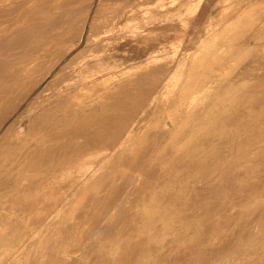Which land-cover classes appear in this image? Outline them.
Wrapping results in <instances>:
<instances>
[{"label": "rangeland", "instance_id": "obj_1", "mask_svg": "<svg viewBox=\"0 0 264 264\" xmlns=\"http://www.w3.org/2000/svg\"><path fill=\"white\" fill-rule=\"evenodd\" d=\"M99 1L95 0L94 6ZM130 1L102 0V9L97 15L99 19H95L91 29L94 51L75 73H92L93 81L77 93L64 96L61 110L60 104L56 107L54 112L61 111L62 120L58 124L59 135L48 140L53 144L47 141L38 156L25 169L20 168L23 171H11L1 164L8 161L13 153H7L3 143H0V235L4 232L0 237V247L5 246L1 247L2 251L0 249V264H264V0H244L245 3L243 0H202L200 6L207 4L212 11L205 19L208 25L204 27L194 22L197 9L190 4L193 0ZM80 2L85 5V1L78 0L77 7L73 6L72 10H79L80 14L77 12L76 15L73 11L72 16L71 10L68 30L73 31L74 15L79 18L84 14L81 9L85 6ZM2 10L0 19L11 16L9 9ZM190 11L193 13L190 14ZM188 13L191 18L186 16ZM66 30L53 54L58 47L64 51L78 39L79 36L71 37V41L69 37L73 32ZM88 32L89 27H86L78 46H83ZM71 53L67 56L70 57ZM167 61L172 62L173 67L139 115V119L144 118L143 124L138 125L139 121L129 124L130 119L126 120V117L134 112L135 105H140L156 80V73H159L155 70L156 66ZM62 66L31 97L44 88ZM36 73L40 74L41 69L25 80L32 82L31 77ZM132 81H135L134 84ZM17 90L15 95L20 93ZM206 90L213 94L207 102L193 101ZM81 96L82 99L79 98ZM28 101L3 124L21 113ZM7 103L3 105L5 109L0 107V116L10 112L11 106ZM1 110L6 113L3 115ZM44 120L49 121L50 117L46 116ZM127 121L129 123H125ZM29 122V117L25 115L22 124L27 127ZM153 128L157 131L154 132ZM145 130L147 135L144 138ZM115 131H119V135L114 134ZM86 137L94 139L92 147ZM137 139L139 143L136 144ZM64 140L69 143L67 147ZM148 142L151 143L148 145ZM58 143L62 144L60 153ZM94 147L101 150L92 153ZM45 148L50 150L45 152ZM110 156H113V164L117 166L113 181L108 183L107 174L103 171ZM64 162L69 168L64 166ZM62 167L65 168L60 170ZM135 173H140V180L134 179ZM18 179L23 182L18 183ZM109 195L115 201H110ZM216 200L218 206L214 204ZM220 200L226 203L221 204ZM190 211L191 215L187 214ZM166 234L170 235L166 237ZM213 235L215 240L211 238ZM181 247H184L183 251ZM74 257L76 259L71 261ZM204 257L208 262L204 261Z\"/></svg>", "mask_w": 264, "mask_h": 264}, {"label": "bare ground", "instance_id": "obj_2", "mask_svg": "<svg viewBox=\"0 0 264 264\" xmlns=\"http://www.w3.org/2000/svg\"><path fill=\"white\" fill-rule=\"evenodd\" d=\"M78 0H0V4H1V10H0V13L2 14L3 10L2 9H9V11L11 12V16L9 18H7V16H4L3 18L0 19V107H2L1 109H5L3 108V105L8 101L9 103L7 104H10L11 106V110L10 112L7 114L6 111L3 112L1 110V112H3L2 114L4 115L6 113V116L4 115V117L1 115V117H3L4 119H2L0 122V131L3 130V132L1 133L0 135V143L2 142L3 143V147H5L6 149V152L7 153H13V156L8 160V161H4L3 164H1L2 166L5 165V167H3L4 169L6 168L7 170H11V171H14L16 169H20L22 167H25L31 163V161L34 159V157H36V155L38 156V153L43 150L44 146H45V143L50 140V138H52L53 136H56L59 135L60 131H59V127H58V124H60L59 122L62 120V115L60 114L61 111L58 112V110L56 112H54L56 110V107L59 106V104L63 101V97L65 96H71L72 94L71 93H74L76 92L77 90L79 89H83L84 87L86 88V86L88 87V85L91 84V82L93 81L92 80V73H87V74H84V75H77L75 74L76 71H77V67L80 66L89 56L90 54L92 53L93 50V44H92V36H93V33L91 31V29L93 28V24H94V21H96L95 19L98 18L97 15H98V12L101 11L100 9H102V5H103V2L102 0L99 1L95 6H94V2L95 0H88V2L86 3V0H81V1H85V5H84V2L83 4H80L81 5H84L85 8L81 9V10H84V14L81 15L79 18L77 15V12H78V15L80 14V11H76V15H74L75 17V21L73 20V25L74 27L72 28L73 31L71 30H68L67 27H69L67 24L70 25V21H68L69 19V16L70 15V12L71 10L73 9V6L75 7L76 3H77ZM130 1V0H129ZM133 1V0H132ZM201 1L202 0H193L192 2H190L191 5H193L194 7H196V9L198 10L199 9V6L201 4ZM244 1V0H243ZM241 1V2H243ZM107 2V1H105ZM121 2V1H120ZM125 2V1H123ZM128 2V1H127ZM131 3V1H130ZM245 3V1H244ZM79 4V3H78ZM79 4V5H80ZM121 4V3H120ZM134 4V3H133ZM139 4V3H138ZM144 4V3H143ZM147 4V3H146ZM240 4V3H239ZM80 5V6H81ZM93 6H94V12H92L91 14V11L93 9ZM128 6V4H127ZM235 5H233L232 7H234ZM77 7V6H76ZM122 7V5H121ZM124 7V6H123ZM228 7V6H227ZM236 7V6H235ZM238 7V6H237ZM82 8V6H81ZM104 8V7H103ZM108 8V6H107ZM119 8V7H118ZM233 9V8H232ZM106 10V9H105ZM196 10V12H197ZM73 11L72 10V16H73ZM74 11V12H75ZM109 11V10H108ZM119 11V10H118ZM195 11V10H194ZM191 12L193 13V11H190V14ZM234 12V11H233ZM237 12V11H236ZM235 13V12H234ZM10 14V13H9ZM107 14V13H106ZM6 15V14H5ZM109 15V14H108ZM113 15V14H112ZM233 15V13H232ZM186 16L188 18H191V16L189 17V13L188 15L186 14ZM195 16V15H194ZM6 17V18H5ZM77 17V19H76ZM105 17V16H104ZM110 17H111V13H110ZM228 17V16H227ZM71 18V17H70ZM108 18V16H107ZM185 18V17H183ZM193 18V17H192ZM99 19V18H98ZM187 18H185L186 20ZM229 19V18H228ZM104 20V19H103ZM101 19V21H103ZM189 20V19H188ZM226 20V19H225ZM100 21V22H101ZM75 22V23H74ZM99 22V21H98ZM99 22V23H100ZM186 22V21H185ZM183 22V23H185ZM96 23V22H95ZM104 23H105V20H104ZM109 23V21H108ZM107 23V24H108ZM187 24V23H186ZM72 25V26H73ZM71 26V27H72ZM96 26V25H95ZM86 27H89V32L87 33L86 35V39H85V43L83 44L82 47L78 46L83 38V34L85 32V29ZM99 27V26H98ZM102 27V26H101ZM99 27V28H101ZM95 28V27H94ZM68 30L73 32L72 34L70 33V37L69 38H76L77 36L78 39L74 41V43L71 44L70 46V43H69V48L67 47L66 49H64V51L62 50H59V47L58 49L56 50L57 51H60L59 53L60 54H57L56 55V52L53 54L52 52L55 50L54 48H57V45L59 43V41L62 39V36H63V33L65 32V30ZM102 29V28H101ZM217 29V28H216ZM66 30V31H67ZM73 35V36H72ZM185 37V36H184ZM72 38H71V41H72ZM67 40V38H66ZM62 42V41H60ZM96 47V46H95ZM98 47V46H97ZM61 49V48H60ZM62 51V53H61ZM72 52V53H71ZM69 53H71L70 57L67 56ZM53 54V56H52ZM65 58V63H63V59ZM63 66L57 71V73L55 74V76L52 78V80L49 81V83H47V85L42 88L41 90H39L33 97H31L32 93L37 90L39 88V86H41L42 84H44L47 79L53 75V72L55 70H57V68L62 65ZM152 67V66H151ZM173 67V63H169L168 61L165 63V62H162L160 64H158L155 68L156 71H159V73L157 74L156 73V80L154 82L153 85H150V91L149 93L145 96V98L141 101L140 105H135L134 107V112L129 114L130 117H126V120L127 119H130V123L127 121L125 123H129V124H133L135 123L136 121H139L138 122V125H142L143 122H144V118H140L139 119V115L142 113L143 109L145 108L146 104H147V101L153 97L154 95V92L155 90L157 91V88L160 87V85L162 84V82L164 81L166 75L170 72V70L172 69ZM41 69V73H36L37 75V78L35 76H32L31 78L33 79L32 82L25 80L26 77L29 78V76H31L32 74H35V72L38 70ZM132 72V71H131ZM39 74V75H38ZM142 74V73H141ZM30 79V80H32ZM95 79V78H94ZM167 79V78H166ZM244 80V79H243ZM27 81V82H26ZM137 81V80H135ZM134 81V82H135ZM146 81V80H145ZM133 82V81H132ZM133 82V84H134ZM142 82V81H141ZM146 84V83H145ZM257 84H258V81H257ZM144 85V83H143ZM262 85V84H261ZM151 86H153L151 88ZM19 87H22L21 88V91L19 89ZM104 87V86H103ZM19 90H17V89ZM261 88V87H260ZM22 89H23V92H22ZM88 89V88H87ZM90 89V88H89ZM16 90L18 92H22L21 95L20 93L19 94H16L15 95V92ZM261 90V89H260ZM259 90V91H260ZM82 91V90H81ZM96 91V90H95ZM78 92V91H77ZM76 92V93H77ZM264 92V91H263ZM17 93V92H16ZM143 93V92H142ZM146 93V92H144ZM209 93V94H208ZM13 94V95H12ZM135 94V93H134ZM134 94H133V97H134ZM208 94V95H207ZM19 95V97H18ZM109 95V94H108ZM128 95V93H127ZM145 95V94H144ZM253 95V94H252ZM74 96V95H73ZM143 96V94H142ZM209 96H213V94L211 95L210 94V91L206 90L204 92L201 93L200 96H197L193 99L194 100H201V101H205L207 102V100L209 99ZM255 96V95H254ZM210 97V98H211ZM72 98V97H71ZM80 99H82V96L79 97ZM125 99V97H123ZM143 98V97H142ZM155 98V97H154ZM123 99V100H124ZM175 99V98H174ZM28 101L26 107H24V110L19 113L17 116H15L12 121H9L8 123H6L5 125L3 124L4 121L10 117L11 115L15 114L19 108L24 104L25 101ZM67 100V99H66ZM69 100V98H68ZM75 100V99H74ZM157 101V100H156ZM264 101V100H263ZM65 102V101H64ZM156 103V102H155ZM123 104V103H122ZM121 104V105H122ZM126 104V102H125ZM255 104V103H254ZM72 105V104H71ZM134 105V104H133ZM248 105V104H247ZM260 105V104H259ZM6 108L8 105H5ZM61 106L63 107V105L60 104L59 106V109L61 110ZM256 106V105H255ZM252 107V106H251ZM8 108H10L8 106ZM58 108V107H57ZM170 108V107H169ZM168 108V110H169ZM63 109V108H62ZM65 109V108H64ZM167 110V111H168ZM66 111V110H65ZM72 113H73V110H72ZM27 115L30 119V122L28 124L27 127H25L23 124H22V118ZM238 115V114H237ZM242 115V113H241ZM49 119L50 117V120L49 121H45L43 122V118L46 117ZM236 116V114H235ZM234 116V117H235ZM253 116V115H252ZM65 117V115H64ZM117 118V117H116ZM232 118V117H231ZM239 118V116H238ZM125 119V118H124ZM124 119H122L124 121ZM163 119V118H162ZM97 120V119H95ZM119 120H120V115H119ZM150 120H153V118H150ZM214 120V119H213ZM117 122V120H115ZM161 121V120H160ZM216 120H214L215 122ZM218 121V119H217ZM43 122V123H41ZM98 122V121H97ZM95 123V122H94ZM110 123V122H109ZM242 123H244L242 121ZM115 124V122L113 123ZM112 124V126H113ZM122 124V123H121ZM202 123H200L201 125ZM228 124V123H227ZM101 124H99V127H100ZM103 125V124H102ZM117 125V124H116ZM127 125V124H126ZM125 125V126H126ZM63 126V125H62ZM93 126V125H92ZM104 126H105V123H104ZM102 126V127H104ZM118 126V125H117ZM152 126V125H151ZM170 126V125H169ZM168 126V128H169ZM214 126V125H213ZM239 126V125H238ZM64 127V126H63ZM101 127V128H102ZM111 127V126H110ZM212 127V126H211ZM115 128V126H114ZM127 128V127H126ZM60 129H62V127H60ZM121 129V128H120ZM154 129V132H155V128ZM214 129V128H213ZM91 130V129H90ZM95 130V128H94ZM100 130V129H99ZM109 130V129H108ZM107 130V131H108ZM116 130V129H115ZM169 130V129H168ZM89 130L87 129V132ZM124 132V129L122 130ZM157 131V130H156ZM63 132V131H62ZM90 132V131H89ZM100 133L103 134L102 131H99ZM109 132V131H108ZM119 132V131H118ZM117 131L114 132V134L116 135H119L117 134L118 133ZM110 133V132H109ZM120 133V132H119ZM213 133V132H212ZM227 133V132H226ZM21 134H23L24 136H21ZM63 134V133H62ZM65 134V133H64ZM84 134V133H83ZM82 134V135H83ZM111 134V133H110ZM113 134V132H112ZM122 134V133H121ZM120 134V136H121ZM152 134L154 135V133L152 132ZM225 134V133H223ZM228 134V133H227ZM79 135V134H78ZM88 136V134H86ZM92 135V134H91ZM95 135H96V132H95ZM99 135V133H98ZM145 135V136H144ZM147 135V131L145 130V132L143 133V136L144 138L146 137ZM215 135V134H214ZM74 136V135H73ZM85 136V134H84ZM108 136V135H107ZM106 136V137H107ZM149 136V135H148ZM227 136V135H226ZM225 136V138H226ZM78 136L74 137L75 139L77 138ZM101 137V135H100ZM109 137V136H108ZM111 137V136H110ZM119 136H117L118 138ZM150 137V136H149ZM53 138V140L55 139ZM83 138V137H82ZM90 140V143L92 142V139L94 138L95 139V136H93V138H89V137H86ZM105 137H103L104 139ZM116 138V139H117ZM148 138V137H147ZM73 139V137L71 138V140ZM74 139V140H75ZM79 139V138H78ZM77 139V142H79V140ZM93 139V140H94ZM113 139V137H112ZM111 139V140H112ZM210 139V138H208ZM224 139V137H223ZM52 140V139H51ZM50 140V141H51ZM62 140V138L60 139V141ZM68 140V139H67ZM82 140V139H81ZM86 140V139H85ZM84 140V141H85ZM88 140V141H89ZM98 141H100L99 139H97ZM102 140V139H101ZM109 140V139H108ZM110 140V141H111ZM139 139L136 140V144L139 143L138 141ZM147 140V139H146ZM227 140V139H226ZM50 141H48L49 144H53V142L51 143ZM66 140H64L65 142ZM76 141V140H75ZM104 141V140H103ZM102 141V142H103ZM113 141L115 142V139H113ZM117 141V140H116ZM144 140H142V143H143ZM58 142H59V139H58ZM73 142V141H72ZM82 142V141H81ZM147 142V141H146ZM61 143V142H60ZM63 143V141H62ZM83 143V142H82ZM82 143H80L82 145ZM89 143V145H90ZM100 143V142H98ZM106 143V142H105ZM112 143V141H111ZM151 143V142H150ZM148 142V145L150 144ZM210 143V142H209ZM224 143V142H223ZM48 144V145H49ZM64 144V143H63ZM67 144L68 141H66V147L68 146ZM75 144V143H74ZM79 144V145H80ZM108 143H106L107 145ZM204 144V142H203ZM208 144V143H207ZM56 145H59L58 146V151L60 153V145L59 143L56 144ZM81 145L79 147H81ZM86 145V143H85ZM103 145V144H102ZM104 145V146H106ZM51 145H49L50 147ZM72 146H73V143H72ZM75 146V145H74ZM84 146V145H83ZM82 146V147H83ZM87 146H88V143H87ZM96 146V145H95ZM143 146V144H142ZM145 146V145H144ZM263 146V145H262ZM48 147V148H49ZM56 147V146H55ZM65 147V146H64ZM65 147V148H66ZM70 147V145H69ZM92 147V143H91V146ZM109 147H110V142H109ZM148 147V146H147ZM147 147H141V148H147ZM208 147V146H207ZM52 148V147H51ZM63 148V147H62ZM61 148V150H62ZM64 148V149H65ZM95 149L92 151V153L94 152H97L99 150H101L100 148L98 147H94ZM132 148V147H131ZM206 148V146H205ZM56 149V148H55ZM83 149V148H82ZM50 150V149H48ZM47 150V151H48ZM66 150V149H65ZM65 150L63 153H65ZM78 150V149H76ZM80 150V149H79ZM139 150V148H138ZM259 150V149H258ZM46 151V148H45V152ZM57 151V152H58ZM74 151V150H73ZM84 151V150H83ZM168 151V150H167ZM50 152V151H49ZM140 152V151H138ZM145 152V150H144ZM198 152V150H197ZM200 152V150H199ZM72 153V152H71ZM80 153V152H79ZM142 153V151H141ZM263 153V152H262ZM51 154H52V151H51ZM49 154V155H51ZM82 154V153H81ZM144 154V153H143ZM73 155V153H72ZM77 155V154H76ZM103 155V154H102ZM101 155V156H102ZM193 155V154H192ZM81 156V155H79ZM99 156V159L100 157ZM137 156V155H136ZM246 156V155H245ZM46 157V156H45ZM72 157V156H71ZM122 156H120L121 158ZM255 157V156H254ZM260 157V156H259ZM47 158V157H46ZM52 158V157H51ZM57 158V157H56ZM76 158V157H75ZM113 156H110V158L107 160V163H105L104 165H107V168H104V171L103 173H106V180L109 182H112L115 175L114 174V170H116V166L115 164H113L114 162V159H112ZM141 158H142V155H141ZM168 158V157H167ZM264 158V157H263ZM55 159V158H54ZM94 159V158H93ZM138 159V158H137ZM47 160V159H46ZM89 161V160H88ZM98 161V157L96 158L95 162ZM244 161V160H243ZM249 161V159H248ZM247 161V162H248ZM1 162V161H0ZM135 162H139V161H135ZM42 163V162H41ZM62 163V162H61ZM66 163H69L67 162L66 160ZM65 162L63 163L64 166L66 164ZM76 164V161L74 162ZM81 163V162H80ZM91 163H93V160L91 161ZM241 163V162H240ZM71 164V163H70ZM74 164V165H75ZM136 163H134L135 165ZM36 165H37V162H36ZM73 165V164H72ZM78 165V164H76ZM75 165V166H76ZM137 165H139L137 163ZM136 165V166H137ZM141 165V163H140ZM42 166V165H41ZM68 167V164L66 165ZM65 166V167H66ZM154 166V164H153ZM37 167V166H36ZM65 167H62L60 170H63V168ZM144 167H145V163H144ZM69 168V167H68ZM155 168V167H154ZM153 168V169H154ZM254 168V167H253ZM30 169V168H29ZM136 169V167H135ZM192 169V167H191ZM21 170V169H20ZM68 170V169H67ZM65 170V172L67 171ZM123 170V169H122ZM23 171V170H21ZM193 171H194V167H193ZM241 171V170H240ZM18 172V171H17ZM131 172V171H130ZM227 172V171H226ZM142 173V172H141ZM256 173V172H255ZM11 174V172H10ZM16 174V173H15ZM111 174V175H110ZM121 174V171L119 173V175ZM154 174V173H153ZM156 174V173H155ZM191 174V173H190ZM194 174V173H193ZM60 175V174H59ZM62 175V173H61ZM130 175V174H128ZM133 175V174H132ZM183 175V174H182ZM226 175V173H225ZM246 175V174H245ZM121 176V175H120ZM134 179H139V176H140V173H135L134 175ZM136 176V177H135ZM144 176V174H143ZM152 176V175H151ZM162 178L164 177L163 175H161ZM194 176V175H192ZM231 176V175H230ZM233 176V175H232ZM236 176V175H235ZM260 176V174H259ZM63 177V176H61ZM174 177H175V174H174ZM3 178V177H2ZM5 178V177H4ZM33 178V177H32ZM119 178V176L117 177ZM235 178V177H234ZM1 179V178H0ZM10 179V178H9ZM128 179V178H127ZM141 179H144V177L142 178L141 176ZM171 179V177H170ZM230 179V178H228ZM244 179V177L242 178ZM255 179V178H254ZM257 179V178H256ZM264 179V178H263ZM8 180V178H7ZM11 182L13 181L12 179H10ZM36 180V179H35ZM140 180V179H139ZM146 180V179H144ZM165 180V179H163ZM178 180V179H177ZM192 180V179H191ZM18 183H21L23 182L22 180L18 179L17 180ZM125 181V180H124ZM171 181V180H169ZM245 180H243L244 182ZM10 182V183H11ZM26 182V180H25ZM31 182V181H30ZM143 182V181H142ZM147 182V181H146ZM211 182V181H210ZM218 182V180H217ZM263 182V181H262ZM6 183V181H5ZM9 183V182H8ZM172 183V181H171ZM173 183H174V178H173ZM178 185L180 186L179 184V181L177 182ZM256 183V182H255ZM253 183V184H255ZM2 185V183H0ZM4 184V182H3ZM158 184V183H157ZM155 184V186L157 185ZM230 184V183H229ZM252 184V183H251ZM258 184V183H257ZM195 185H196V182H195ZM207 185V184H206ZM219 185V184H218ZM232 185V184H231ZM67 186V185H66ZM73 186V184H72ZM177 186V185H176ZM183 188H184V185H182ZM202 186V185H201ZM239 186V185H238ZM244 186H247V185H244ZM122 188V186H119ZM166 187V186H165ZM169 187V185H168ZM193 187V186H192ZM197 187V186H196ZM199 187V185H198ZM197 187V188H198ZM207 187V186H206ZM211 187V185H210ZM216 187V186H215ZM222 187V186H221ZM6 188V187H5ZM145 188V187H144ZM194 188V187H193ZM203 188V187H202ZM208 188V187H207ZM219 188V187H218ZM226 188V187H225ZM242 188V187H241ZM251 188V187H249ZM4 189V188H3ZM120 189V188H119ZM146 189V188H145ZM148 189V188H147ZM146 189V190H147ZM155 189V188H154ZM187 189V187L185 188ZM195 189V188H194ZM199 189V188H198ZM212 189V188H211ZM220 189V188H219ZM223 189V187H222ZM243 189H246L245 187H243ZM258 189V188H257ZM113 190V189H112ZM118 190V189H117ZM124 190V189H123ZM169 190V189H168ZM172 190V189H171ZM197 190V189H196ZM248 191V189H246ZM66 191V190H65ZM119 191V190H118ZM156 191V190H155ZM202 191V190H201ZM200 191V193H201ZM205 191V190H204ZM226 191V189H225ZM235 191V190H233ZM239 191V189H238ZM253 191V190H252ZM255 191V190H254ZM259 191V190H258ZM69 192V191H68ZM154 192V191H153ZM160 192V191H158ZM175 192V191H174ZM162 193V192H161ZM169 193V192H168ZM199 193V191H198ZM209 193V192H208ZM214 193V192H213ZM218 193V190L217 192ZM214 193V194H216ZM60 194V193H59ZM102 194V193H101ZM121 194H123L121 192ZM155 194V193H154ZM173 194V193H172ZM177 194V193H176ZM248 194V193H247ZM125 195V194H124ZM163 195V193H162ZM202 195V194H201ZM209 195V194H208ZM213 195V194H212ZM235 195V194H234ZM249 195V194H248ZM110 196V195H109ZM108 196V197H109ZM114 196V194H113ZM168 196V195H167ZM171 196V194H170ZM181 196V195H180ZM179 196V197H180ZM195 196V195H194ZM211 196V195H209ZM223 196L225 197V195L223 194ZM236 196V195H235ZM234 196V197H235ZM243 196V195H242ZM246 196V195H245ZM48 197V196H47ZM53 197V196H52ZM90 197V196H89ZM106 197V196H105ZM158 198V196H156ZM206 197V195H205ZM214 197V195H213ZM216 197H217V194H216ZM219 197V196H218ZM237 197V196H236ZM263 197V196H262ZM87 198V197H86ZM85 198V199H86ZM166 198V196H165ZM187 198V197H186ZM204 198V196H203ZM244 198V197H243ZM49 199V198H48ZM110 199H111V196H110ZM109 199V200H110ZM114 200V198H112ZM112 199L110 201H112ZM154 200V198H152ZM184 199V198H183ZM207 199V197H206ZM215 199V197H214ZM224 199V198H223ZM222 199V200H223ZM252 199V198H251ZM254 199V197H253ZM60 200V199H59ZM161 200V199H160ZM165 200V199H164ZM174 200V199H173ZM172 200V201H173ZM260 200V199H259ZM86 201V200H85ZM115 201V200H114ZM118 201V200H116ZM132 201V200H131ZM201 201V200H200ZM219 201V200H218ZM57 203V201H55ZM109 201L107 200V203ZM133 202V201H132ZM161 201H159L160 203ZM192 202V201H191ZM207 202V201H206ZM217 205V200L215 201ZM221 202V200H220ZM17 203V202H16ZM88 203V202H87ZM126 203V202H125ZM124 203V204H125ZM152 203V202H151ZM157 203V202H156ZM213 204V201L211 202ZM222 203H226V201L224 202H221ZM237 203H239L237 201ZM54 204V203H53ZM123 204V205H124ZM162 204V203H161ZM181 204V203H180ZM190 204V203H189ZM192 204V203H191ZM208 204H209V201H208ZM207 204V205H208ZM261 204V203H260ZM127 205V204H126ZM132 205V204H131ZM159 205V204H158ZM167 205V204H166ZM204 205V204H203ZM203 205H202V208H203ZM211 205V204H210ZM215 205V206H216ZM219 205V203H218ZM217 205V206H218ZM225 205V204H224ZM13 206V205H12ZM100 206V205H99ZM134 206V205H133ZM165 206V205H164ZM163 206V207H164ZM180 206V205H179ZM206 206V205H205ZM233 206V204L231 205ZM263 206V205H262ZM111 207V206H110ZM124 208V206H122ZM126 207V206H125ZM135 207V206H134ZM207 207V206H206ZM210 207V206H209ZM240 207V206H239ZM252 207V206H250ZM258 207V205H257ZM260 207V206H259ZM100 208V207H99ZM130 208V207H129ZM146 208V207H144ZM191 208V207H190ZM201 208V209H202ZM212 208V206H211ZM214 208V207H213ZM216 208V207H215ZM229 208V207H228ZM246 208V207H245ZM262 208V207H261ZM27 209V208H26ZM37 209V208H36ZM106 209V207H105ZM177 209V208H176ZM175 209V210H176ZM188 209V208H187ZM205 209V208H204ZM174 210V209H173ZM178 210V209H177ZM177 210H176V213H177ZM206 210V209H205ZM213 210V209H212ZM11 211V209H10ZM27 211V210H26ZM38 211V209H37ZM107 211H108V208H107ZM123 211V210H122ZM134 211V210H133ZM201 211V210H200ZM235 211V210H233ZM241 211V209H240ZM29 212V211H28ZM27 212V213H28ZM212 211H210L211 213ZM254 212V211H253ZM252 212V213H253ZM20 213V212H19ZM82 213V212H81ZM107 213V212H106ZM109 213V212H108ZM132 213V211L130 212ZM195 213V212H194ZM198 213V212H197ZM200 213V212H199ZM233 213V212H232ZM242 213V212H241ZM258 213V211H257ZM2 214V213H1ZM101 214V213H100ZM103 214V212H102ZM105 214V212H104ZM103 214V215H104ZM116 216L118 215L117 213H115ZM129 214V213H128ZM175 214V213H174ZM187 214L191 215V211ZM226 214V213H224ZM235 214V213H234ZM19 215V214H18ZM27 215V214H26ZM79 215V214H78ZM106 215V214H105ZM143 215V214H142ZM146 215V214H145ZM149 215V214H148ZM170 215V214H169ZM246 215V214H245ZM249 215V214H248ZM252 215V214H251ZM256 216H258L257 214H254ZM253 215V216H254ZM32 216V215H31ZM97 216V215H96ZM102 216V215H101ZM186 216V215H184ZM252 216V218H253ZM263 216V215H262ZM260 215V217H262ZM147 217V216H146ZM238 217V216H236ZM248 217V216H247ZM4 218H6L4 216ZM36 218V217H35ZM34 218V219H35ZM98 218V217H97ZM119 218V217H117ZM135 218V216H134ZM159 221L161 222V217H159ZM185 218V217H184ZM209 218V217H208ZM219 218V217H217ZM222 218V217H221ZM255 218V217H254ZM2 219V217H1ZM96 219V218H95ZM95 219H94V222H95ZM233 219V218H232ZM113 220V219H112ZM155 220V219H154ZM203 219H201L202 221ZM214 220V219H212ZM211 220V222H212ZM223 220V219H222ZM226 220V219H225ZM231 220V219H230ZM246 220V219H245ZM251 220V218H250ZM99 221V220H98ZM101 221V220H100ZM127 221V220H126ZM156 221V220H155ZM215 221L217 222L218 220L215 219ZM237 222V219L235 220ZM242 221V219H241ZM1 222V221H0ZM3 222H6V221H3ZM91 222V221H90ZM92 222V223H94ZM114 222V221H113ZM210 222V221H209ZM206 223V224H209ZM234 222V220H233ZM245 223V221H242ZM249 222V220L247 221ZM32 223V222H31ZM158 223V222H157ZM214 223V222H213ZM240 223V222H239ZM238 223V224H239ZM251 223V222H250ZM99 224V223H98ZM163 224V223H161ZM177 223L175 222V225ZM214 224H217V223H214ZM228 224V223H227ZM230 224V223H229ZM243 224V223H242ZM242 224H240L242 226ZM8 225V223H7ZM81 225V223H80ZM92 225V224H91ZM90 225V226H91ZM113 225V223H112ZM120 225V224H119ZM131 225V224H130ZM178 225V224H177ZM220 225V223H219ZM225 225V223H224ZM94 226V225H93ZM92 226V227H93ZM97 226V224H96ZM115 226V225H114ZM206 226V225H205ZM109 227V226H108ZM107 227V228H108ZM112 227V226H111ZM162 227V226H161ZM160 226L158 228H161ZM175 227V226H174ZM214 227V226H213ZM218 227V226H217ZM221 227V225H220ZM225 227V226H224ZM229 227V226H227ZM238 227V225H237ZM134 228V227H133ZM176 228V227H175ZM173 228V229H175ZM178 228V227H177ZM205 228V227H204ZM236 228V227H235ZM241 228V227H240ZM243 228V227H242ZM2 229V228H1ZM87 229V227H86ZM90 229L92 230V228L90 227ZM95 229V228H94ZM128 229V228H127ZM213 229V228H212ZM223 229V228H222ZM238 229V228H237ZM216 230V229H215ZM214 230V231H215ZM225 230H226V227H225ZM233 230V229H232ZM2 231V230H1ZM5 231V230H4ZM95 231V230H94ZM187 231V229H186ZM213 231V230H212ZM220 231V230H219ZM247 231V230H246ZM126 232V231H125ZM144 232V231H143ZM151 231H149V234H150ZM202 232V231H201ZM208 232V230H207ZM22 233V232H21ZM105 233V231H104ZM122 233H124V231L122 230ZM138 233V232H136ZM199 233V231H198ZM221 233V232H220ZM228 233V232H226ZM234 234L237 233V232H233ZM245 233V231H244ZM86 234V233H85ZM125 234V233H124ZM140 234V233H139ZM144 234V233H143ZM156 233H154L155 235ZM210 234V232H209ZM232 234V233H231ZM1 235H4V232L3 234ZM0 235V237H1ZM8 235V234H7ZM87 235V234H86ZM91 235V234H90ZM136 235V234H134ZM170 235V234H168ZM168 235L166 234V237H168ZM200 235V233H199ZM205 235V234H204ZM221 235V234H220ZM223 235H224V232H223ZM6 236V235H5ZM10 236V235H8ZM83 236V235H82ZM99 236V235H98ZM104 236V235H103ZM122 236V235H121ZM197 236V234H196ZM229 236V234H228ZM11 237V236H10ZM102 237V236H101ZM100 237V238H101ZM128 237V236H127ZM138 237V236H137ZM148 237V236H147ZM220 237V236H219ZM222 237V236H221ZM224 237V236H223ZM234 237V236H233ZM86 238V237H85ZM88 238V237H87ZM140 238V237H139ZM138 238V239H139ZM174 238V236H173ZM172 238V239H173ZM194 238V237H193ZM201 238V237H200ZM204 238V236H203ZM202 238V239H203ZM207 238V237H206ZM214 239V235L211 237ZM231 238V237H230ZM246 238V237H245ZM23 240V238H21ZM121 239V238H120ZM125 239V238H124ZM147 239V238H146ZM149 239V238H148ZM171 239V240H172ZM195 239V238H194ZM199 239V237H198ZM216 239V238H215ZM214 239V240H215ZM219 239V238H218ZM217 239V240H218ZM226 239V238H225ZM244 239V237H243ZM150 240V239H149ZM209 240V238H208ZM224 240V239H223ZM229 240V239H228ZM20 241V240H19ZM27 241V240H26ZM120 241V240H119ZM126 241V240H125ZM123 241V243L125 242ZM152 241V240H151ZM170 241V239H169ZM167 241V242H169ZM196 241V240H194ZM205 241V239H204ZM227 241V240H226ZM231 242V240H229ZM139 242V240H138ZM137 242V243H138ZM153 242V241H152ZM165 242V243H167ZM199 242V241H198ZM229 242V243H230ZM1 243V242H0ZM52 242H50L49 244H51ZM82 243V242H81ZM80 243V244H81ZM130 243V242H129ZM143 243L145 244V242L143 241ZM164 243V242H163ZM180 243V242H179ZM219 243V242H217ZM3 244V243H2ZM83 244V243H82ZM112 244V243H111ZM134 244V243H133ZM153 244V243H152ZM168 244V243H167ZM216 244V243H215ZM109 245V244H108ZM113 245V244H112ZM105 246V245H104ZM126 246V245H125ZM129 246V245H128ZM169 246V244H168ZM191 246V245H190ZM201 246V245H200ZM1 247H4L5 246H1ZM0 247V249H1ZM7 247V246H6ZM79 247V245H78ZM127 247V246H126ZM131 247V246H130ZM154 247V246H153ZM193 247V246H192ZM222 246H220L221 248ZM226 247V246H225ZM128 248V247H127ZM182 248V251H183V248L184 247H181ZM180 248V250H181ZM213 248V247H212ZM8 249V248H7ZM10 249V248H9ZM134 249V248H133ZM137 249V248H136ZM139 249V248H138ZM165 249V248H164ZM163 249V250H164ZM167 249V248H166ZM165 249V250H166ZM196 249V248H195ZM219 249V247H218ZM3 249H1L2 251ZM45 250V249H44ZM131 250V249H129ZM162 250V251H163ZM171 250V249H170ZM180 250H179V253H180ZM199 250V249H198ZM215 250V249H214ZM217 250V249H216ZM74 251V250H73ZM127 251V250H126ZM177 251V250H176ZM186 251V250H185ZM219 251V250H218ZM264 251V250H263ZM132 252V251H131ZM136 252V251H134ZM209 252V251H208ZM261 252V251H260ZM5 253V252H4ZM49 253V252H48ZM99 253V252H98ZM123 253V251H122ZM133 253V252H132ZM163 253V252H162ZM183 253V252H181ZM221 253V252H220ZM2 254V253H1ZM6 254V253H5ZM103 254V253H102ZM208 254V253H207ZM237 254V253H236ZM74 255V254H73ZM60 256V255H59ZM102 256V255H101ZM116 256V255H115ZM131 256V255H130ZM134 256V255H133ZM132 256V257H133ZM159 256V255H158ZM167 256V255H166ZM207 256V255H206ZM214 256V254H213ZM3 257V256H1ZM138 257V256H137ZM72 258V257H71ZM120 259V257H118ZM125 258V257H124ZM205 258V257H204ZM209 258V257H208ZM212 258V257H211ZM47 260H49L47 257H46ZM55 259V258H54ZM59 259V257H58ZM57 259V260H58ZM76 259V257H74L73 260L71 261H74ZM110 259V258H109ZM128 259V258H127ZM161 259V258H160ZM173 259V258H172ZM42 260V259H40ZM43 260L44 257H43ZM70 260V258H69ZM115 260V259H114ZM118 260V259H117ZM130 260V259H129ZM132 260V258H131ZM140 260V259H139ZM53 261V259H52ZM55 261V260H54ZM70 261V262H71ZM120 261V260H119ZM173 261V260H172ZM206 261V258L205 260ZM56 262V261H55ZM108 262V260H107ZM123 262V261H122ZM138 262V261H137ZM140 262V261H139ZM162 262V261H161ZM160 262V263H161ZM192 262V261H191ZM201 262V261H200ZM202 262H203V259H202ZM208 262V261H206ZM45 263V262H43ZM60 263V262H59ZM72 263V262H71ZM100 263V262H99ZM109 263V262H108ZM111 263V262H110ZM127 263V262H126ZM177 263H178V260H177ZM54 264V263H53ZM70 264V263H68ZM95 264V262H94ZM139 264V263H138ZM180 264V263H179ZM200 264V263H199ZM234 264V263H233Z\"/></svg>", "mask_w": 264, "mask_h": 264}, {"label": "crops", "instance_id": "obj_3", "mask_svg": "<svg viewBox=\"0 0 264 264\" xmlns=\"http://www.w3.org/2000/svg\"><path fill=\"white\" fill-rule=\"evenodd\" d=\"M212 11H210V7L206 4V6L204 7V3H202V5L200 6V8L198 9L196 16L194 18V22H199V24H202L203 27L208 25L207 21L205 22V19H207L208 15L211 13Z\"/></svg>", "mask_w": 264, "mask_h": 264}]
</instances>
